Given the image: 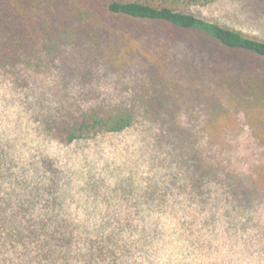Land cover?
Returning <instances> with one entry per match:
<instances>
[{
  "label": "rangeland",
  "instance_id": "obj_1",
  "mask_svg": "<svg viewBox=\"0 0 264 264\" xmlns=\"http://www.w3.org/2000/svg\"><path fill=\"white\" fill-rule=\"evenodd\" d=\"M193 13L264 41V0ZM112 30L96 56L25 85L0 70V264H49L41 246L56 223L74 224L88 264H264V110L245 91L264 85V61L164 23ZM92 110L135 120L55 138L54 125ZM27 224H44L39 238H12Z\"/></svg>",
  "mask_w": 264,
  "mask_h": 264
},
{
  "label": "trees",
  "instance_id": "obj_2",
  "mask_svg": "<svg viewBox=\"0 0 264 264\" xmlns=\"http://www.w3.org/2000/svg\"><path fill=\"white\" fill-rule=\"evenodd\" d=\"M217 1L0 0V70L15 84L25 85L32 75L64 69L70 58L75 63L80 62L85 51L90 57L96 56L102 50H98L99 47L105 46L107 34H111L113 27L121 23L146 22L164 23L180 31L207 35L225 49L251 53L264 61V41L193 13L194 9L209 7ZM245 91L251 92L254 98L250 105L263 111L264 85L248 84ZM134 120L129 110L114 114L92 110L83 113L73 124L61 122L52 129L59 141L73 144L102 133H123ZM260 139L264 146V137ZM260 182L263 184L264 181ZM43 225L27 224L25 229H14L12 238H20L27 232L37 239V231ZM75 231L73 223H56L50 232L46 229L41 252L48 261L51 260L49 264H58L56 255H62L63 264H77L78 259L88 264L87 256L77 252L81 237L75 235ZM86 240L92 258L106 256V244L91 238ZM58 248L63 250L57 253Z\"/></svg>",
  "mask_w": 264,
  "mask_h": 264
}]
</instances>
